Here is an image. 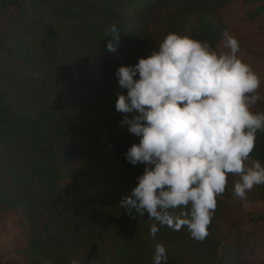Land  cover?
Returning <instances> with one entry per match:
<instances>
[{
	"label": "trees",
	"instance_id": "trees-1",
	"mask_svg": "<svg viewBox=\"0 0 264 264\" xmlns=\"http://www.w3.org/2000/svg\"><path fill=\"white\" fill-rule=\"evenodd\" d=\"M232 1L0 0V64L20 67L0 69V218L17 217L24 242L15 237V249L25 264H153L157 244L166 248L167 264H264L249 241L227 229L234 174L216 197L203 241L186 226L158 225L152 236L155 221L146 211L130 215L120 206L144 165L124 156L140 138L121 124L137 113L115 109L117 95L126 94L117 68L158 48L148 31L159 20L162 39L175 32L213 48ZM112 25L118 33L108 32ZM249 157L264 166V130ZM61 176L89 180L96 194L79 202L74 187L60 186ZM255 187L264 195V184ZM263 228L254 229L258 249Z\"/></svg>",
	"mask_w": 264,
	"mask_h": 264
},
{
	"label": "clouds",
	"instance_id": "clouds-1",
	"mask_svg": "<svg viewBox=\"0 0 264 264\" xmlns=\"http://www.w3.org/2000/svg\"><path fill=\"white\" fill-rule=\"evenodd\" d=\"M108 32L119 30L112 25ZM223 35L228 51L217 52L206 41L170 32L150 55L115 72L126 89L117 95L115 109L137 113L125 115L121 124L140 138L124 156L133 166L144 165L120 206L130 215L133 209L140 215L146 211L155 221L152 236L158 225L177 231L186 226L194 239L203 241L228 174L239 175L233 191L242 199L264 184V166L245 163L256 132L264 130V112L252 111L261 99V81L238 57L237 39ZM106 46L115 51L112 42ZM167 260L166 248L157 244L153 264ZM70 264L80 261L74 258Z\"/></svg>",
	"mask_w": 264,
	"mask_h": 264
},
{
	"label": "rangeland",
	"instance_id": "rangeland-1",
	"mask_svg": "<svg viewBox=\"0 0 264 264\" xmlns=\"http://www.w3.org/2000/svg\"><path fill=\"white\" fill-rule=\"evenodd\" d=\"M222 16L226 24V32L232 37L236 38L239 43L238 57L252 68L260 78V87L257 90L261 96L262 105L256 103L253 107V112H264V0H233L229 6L222 11ZM194 23V18H191L185 24L184 30L188 31ZM164 30V22L159 20L151 25L148 34L152 42L161 43L162 34ZM223 37L213 47L217 52L228 51L224 47ZM141 46H144L142 44ZM0 69L8 71H18L20 67L8 66L6 62L0 64ZM255 161L248 157L245 162L248 166ZM140 174H137L139 176ZM135 177V180H136ZM240 179L236 175L234 182ZM137 183V180H136ZM59 184L62 188L74 187L78 191L77 200L82 202L89 199L96 194V189L91 185L90 181L78 177L70 179L61 176ZM231 200H228V216L232 217V223L227 221V229L231 230V234H238L242 236V240L248 242V247H252L256 254V259L264 257V245L259 249L252 246L251 242L257 237L255 235V226H261L264 223V195L257 191L254 186L251 190L246 192L245 198H239L231 190ZM190 206L184 210L187 211ZM180 208L175 210L178 215ZM259 216L263 218H259ZM232 224V225H231ZM264 229V228H263ZM18 236V243L23 244L24 238L19 234L17 226V217L15 215H6L0 218V264H25L16 252L15 237ZM248 247L246 249H248ZM253 253V254H254Z\"/></svg>",
	"mask_w": 264,
	"mask_h": 264
}]
</instances>
